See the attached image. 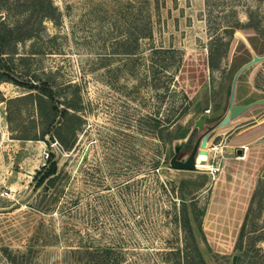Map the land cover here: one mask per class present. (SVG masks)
Instances as JSON below:
<instances>
[{"label": "rangeland", "instance_id": "obj_1", "mask_svg": "<svg viewBox=\"0 0 264 264\" xmlns=\"http://www.w3.org/2000/svg\"><path fill=\"white\" fill-rule=\"evenodd\" d=\"M160 4L157 11L154 0H0L8 24L30 29L5 46L0 65L78 104L70 149L49 135L19 139L46 128L26 101L9 113L6 100L36 90L0 83V248L24 252L35 236L26 264H74L64 251L77 244L113 247L116 264H184L193 255L181 222L197 225L204 212L206 231L194 232L205 264H264V238L252 241L264 235V163L244 250L234 246L250 201L235 225L236 179L219 202L211 194L224 158L245 159L247 149L235 150L256 133L264 140V104L207 136L202 168L169 165L176 140L187 139L179 158L191 149L201 113L209 111V125L223 116L234 79L233 104L264 97V0ZM250 12L259 24L234 27ZM49 151L59 175L54 186L38 187L33 177Z\"/></svg>", "mask_w": 264, "mask_h": 264}, {"label": "trees", "instance_id": "obj_2", "mask_svg": "<svg viewBox=\"0 0 264 264\" xmlns=\"http://www.w3.org/2000/svg\"><path fill=\"white\" fill-rule=\"evenodd\" d=\"M48 1V0H46ZM161 3H164L165 0H154V5L156 10H159ZM3 9L0 7V10ZM4 11H0V62L4 61V55L8 53L6 51L5 46L11 41H21L29 37L30 29L18 30L17 27H12L5 21ZM46 16V15H44ZM248 22L245 24L236 22L234 27H238L241 25H245L248 27L256 26L255 24H259L260 21L257 18V15L254 12H250L247 14ZM209 65H211V58H209ZM4 65H0V83L1 82H10L16 85H20L26 87L31 90H36V93L29 92L25 95L9 98L6 100L7 109L10 113V108L15 103L26 101L29 107H33L35 111L38 113L40 119L43 122V125L46 129L42 130L40 134V138L36 136L29 135V133H22L17 138L19 139H42L46 135H49V138H56L59 142L60 146L63 149H70L73 145L76 125L79 121L78 115L76 112L78 111V104L75 100L70 99L68 102L63 103L59 99H56L55 92L53 87L50 84H43V86H38L37 84H31L29 81L22 79L21 75L17 74L15 71H10L7 67V70L3 67ZM64 105L60 107V105ZM9 120V117H8ZM177 138V137H172ZM48 165L45 164L35 173L34 179L37 178L36 186H41L44 183V188H49L55 185V181L58 178L59 170L57 168V163L54 160V153L52 151L48 152V157L46 159ZM260 184L255 186L249 205L244 214L243 221L239 227V231L236 237L235 242V250L242 251L244 250L242 247L243 238L246 234L247 226L249 223L251 209L254 204V200L257 197L258 190ZM56 200L55 196H52L49 204L52 201ZM204 213L202 214V216ZM252 220V218L250 219ZM202 221L200 220L197 225L192 224L188 217H184L181 222V229L184 232V238L189 239L191 245V251L193 257L189 258V254L186 253L184 256V264H205L199 248L196 243L195 230L203 235V230L201 228ZM194 225V226H193ZM195 229V230H194ZM254 229V227H253ZM252 229V232L254 230ZM263 233L260 235H256L252 240L253 242L259 241L264 238ZM36 237H32L30 242L27 245V250L22 252L20 250H12L8 247L0 248V257L5 258V263L0 262V264H26L30 261V258L33 256L35 252L33 249L32 242H34ZM47 243V242H45ZM254 245L250 247V251L253 249ZM187 247V246H186ZM255 249V248H254ZM246 250H249L246 249ZM256 251V249H255ZM22 254V261H16V257ZM256 256V255H255ZM254 256V257H255ZM64 258L71 261L74 264H116L120 261V254L113 247H99V246H91V245H68L64 251ZM251 264H257V261H253Z\"/></svg>", "mask_w": 264, "mask_h": 264}, {"label": "crops", "instance_id": "obj_3", "mask_svg": "<svg viewBox=\"0 0 264 264\" xmlns=\"http://www.w3.org/2000/svg\"><path fill=\"white\" fill-rule=\"evenodd\" d=\"M258 137L259 134L256 133L255 137L246 140L244 142L245 144L242 143L239 145V147H242L243 145L247 146V150L243 155L245 156V159H243V157H235L240 158L238 160L232 159L231 157L224 158L222 168H220L212 185V200L215 199L219 202L224 198L225 189L227 193H230V191H228V182L230 180L232 181L233 178L236 179L237 197L235 198L236 202L233 205L234 211H237L235 225L242 218L245 212V208L248 201H250L254 190L257 177L260 174L261 167L264 163V140H261ZM218 183L220 185H217ZM203 217L202 230L206 231L205 224L207 212H204Z\"/></svg>", "mask_w": 264, "mask_h": 264}, {"label": "water", "instance_id": "obj_4", "mask_svg": "<svg viewBox=\"0 0 264 264\" xmlns=\"http://www.w3.org/2000/svg\"><path fill=\"white\" fill-rule=\"evenodd\" d=\"M235 79L232 84L231 88V94L228 100V104L226 107V111L223 114V116L213 124H207L206 121L209 119V111L205 110L204 113H201L197 119L194 121L193 128H196L198 130V135L195 138V141L187 153L185 157L179 158L180 151L182 149V146L186 142L187 139H179L175 141L174 147H173V154L169 159V165L172 168L175 169H182V170H195L196 167V156L199 152L200 145L204 142V140L207 138V136L215 130L218 126H220L222 123H224L227 119H234L246 110L250 109L251 107L258 105V104H264V97L255 99L254 101L244 103V104H233L232 98L234 93V85H235ZM235 153L237 155H242L243 149L242 147H239L235 150Z\"/></svg>", "mask_w": 264, "mask_h": 264}, {"label": "built area", "instance_id": "obj_5", "mask_svg": "<svg viewBox=\"0 0 264 264\" xmlns=\"http://www.w3.org/2000/svg\"><path fill=\"white\" fill-rule=\"evenodd\" d=\"M242 149H243V152H244L247 149V147L244 145V146H242ZM45 155H46V158H47L48 157V153L46 152ZM217 170H218V168L215 165H212V166L209 167V172L212 173V174H214Z\"/></svg>", "mask_w": 264, "mask_h": 264}, {"label": "bare ground", "instance_id": "obj_6", "mask_svg": "<svg viewBox=\"0 0 264 264\" xmlns=\"http://www.w3.org/2000/svg\"><path fill=\"white\" fill-rule=\"evenodd\" d=\"M204 141H205V140H204ZM203 146H204V142L200 145L199 152H198V154H197V156H196V167H197V169H198V168H202V167H200V166L198 165V158L200 157V155H201V153H202Z\"/></svg>", "mask_w": 264, "mask_h": 264}]
</instances>
